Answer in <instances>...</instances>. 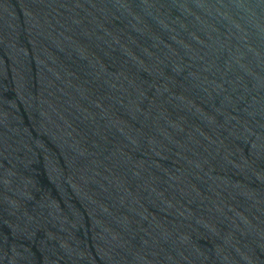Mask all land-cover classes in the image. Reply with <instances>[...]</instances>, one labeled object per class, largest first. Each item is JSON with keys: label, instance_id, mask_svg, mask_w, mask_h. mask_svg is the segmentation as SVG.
<instances>
[{"label": "water", "instance_id": "1", "mask_svg": "<svg viewBox=\"0 0 264 264\" xmlns=\"http://www.w3.org/2000/svg\"><path fill=\"white\" fill-rule=\"evenodd\" d=\"M0 264H264V0H0Z\"/></svg>", "mask_w": 264, "mask_h": 264}]
</instances>
